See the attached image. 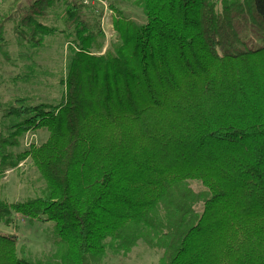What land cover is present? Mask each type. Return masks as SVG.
I'll return each instance as SVG.
<instances>
[{
    "label": "trees",
    "instance_id": "1",
    "mask_svg": "<svg viewBox=\"0 0 264 264\" xmlns=\"http://www.w3.org/2000/svg\"><path fill=\"white\" fill-rule=\"evenodd\" d=\"M82 1L0 16V34L7 24L37 49L43 13L59 8L68 39L56 104L0 108V182L26 162L43 186L0 202V225L48 224L44 264H97L136 243L156 264H264V0H135L142 24L113 21L102 53L100 13ZM35 132L40 145L10 153ZM0 264H25L10 239Z\"/></svg>",
    "mask_w": 264,
    "mask_h": 264
},
{
    "label": "rangeland",
    "instance_id": "2",
    "mask_svg": "<svg viewBox=\"0 0 264 264\" xmlns=\"http://www.w3.org/2000/svg\"><path fill=\"white\" fill-rule=\"evenodd\" d=\"M82 7L100 13L98 26L101 41L97 43L99 53L106 51L114 43L112 29L106 30L113 21L131 25H141L142 19L135 0H83ZM95 1V3L93 2ZM30 0H0V16L14 13V8L23 11ZM81 2V3H82ZM91 6V7H88ZM59 8H51L43 13L46 18L43 27L51 31L50 36L41 40L37 49L19 43L11 33V27H1L0 46V108L12 101H21L24 106L56 104L58 81L63 76L68 39L59 24ZM106 15V17L102 16ZM42 25V22H41ZM45 139L43 132L25 134L17 140V148L10 151L17 155L27 146L37 147ZM43 186L37 175L26 162L13 171L4 174L0 182V202L16 205L27 200L40 199ZM193 195H200L195 184L187 185ZM199 212V205L195 206ZM0 238L13 242V256L25 264H44L55 255V241L48 224L26 225L23 220L10 216L6 227L0 225ZM107 243V242H106ZM158 253L144 249L136 243L125 255H112L106 250L97 264H156Z\"/></svg>",
    "mask_w": 264,
    "mask_h": 264
},
{
    "label": "built area",
    "instance_id": "3",
    "mask_svg": "<svg viewBox=\"0 0 264 264\" xmlns=\"http://www.w3.org/2000/svg\"><path fill=\"white\" fill-rule=\"evenodd\" d=\"M93 2L95 3V1H93ZM85 4H86L85 1L81 3L82 6H84ZM88 7H91V6H88ZM102 16H103V17H104V16L106 17V15H102ZM109 29H110L109 27L106 28V30H108V31H109Z\"/></svg>",
    "mask_w": 264,
    "mask_h": 264
}]
</instances>
